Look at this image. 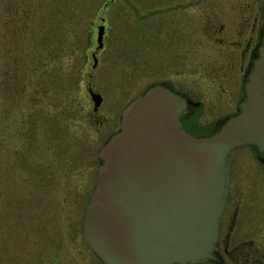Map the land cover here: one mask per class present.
<instances>
[{
  "label": "rangeland",
  "instance_id": "rangeland-1",
  "mask_svg": "<svg viewBox=\"0 0 264 264\" xmlns=\"http://www.w3.org/2000/svg\"><path fill=\"white\" fill-rule=\"evenodd\" d=\"M174 7L165 0H0V264H102L81 231L99 152L149 86L165 82L199 102L198 131L220 116L201 81L214 75L192 67L188 55L177 72L173 54L158 50L155 38L172 31ZM193 10L183 14L186 36ZM154 11L160 14L149 17ZM12 77L23 85L18 104ZM235 77L233 103L242 97ZM88 87L102 98L95 121Z\"/></svg>",
  "mask_w": 264,
  "mask_h": 264
},
{
  "label": "water",
  "instance_id": "water-1",
  "mask_svg": "<svg viewBox=\"0 0 264 264\" xmlns=\"http://www.w3.org/2000/svg\"><path fill=\"white\" fill-rule=\"evenodd\" d=\"M104 29L98 28L99 49ZM262 57L241 114L215 136L186 133L180 118L192 104L163 87L126 107L120 132L101 149L103 165L82 219L83 242L102 264H197L210 257L230 154L245 146L264 152ZM89 96L96 112L102 98Z\"/></svg>",
  "mask_w": 264,
  "mask_h": 264
},
{
  "label": "flooded vegetation",
  "instance_id": "flooded-vegetation-1",
  "mask_svg": "<svg viewBox=\"0 0 264 264\" xmlns=\"http://www.w3.org/2000/svg\"><path fill=\"white\" fill-rule=\"evenodd\" d=\"M165 1L175 4L172 11H176L178 15L172 17V31L165 33L162 38H155L159 42L158 50L173 54L172 61L178 65L177 72L185 71L188 55L194 57L192 67L203 68L208 76L214 75L211 80L201 81L207 83V86L204 85L205 95L212 97L216 113L220 116L210 126L198 131L192 127V115L196 109L202 108L199 102H193L190 97L175 91L165 82L152 84L146 92L150 88L163 87L182 96L192 104L181 115L183 130L193 138L215 136L229 120L241 114V106L247 100V88L255 76L257 64L263 61L264 0ZM188 7H193L194 10L191 12L192 19L187 24L189 32L186 36L183 14ZM134 13H137L135 8ZM158 14V11H154L148 15L153 17ZM105 36L106 29L103 45ZM95 68L93 66L94 70ZM237 73L240 78L238 90L242 91V97L233 103L231 93L237 89ZM87 92L96 94L90 87ZM93 113L95 121L98 119L97 112ZM121 122L122 116L118 130L108 136L102 148L120 132ZM100 152L98 170L103 165ZM228 168V194L219 219L217 241L210 257L197 264H264V152L256 146L238 148L230 154Z\"/></svg>",
  "mask_w": 264,
  "mask_h": 264
},
{
  "label": "trees",
  "instance_id": "trees-1",
  "mask_svg": "<svg viewBox=\"0 0 264 264\" xmlns=\"http://www.w3.org/2000/svg\"><path fill=\"white\" fill-rule=\"evenodd\" d=\"M27 21H26V19L24 18L21 22H18V25H17V27H19V30L21 31V28H23L24 29V25L25 24H27L26 23ZM13 82V83H12ZM21 81H18V82H14L13 81V77H12V81H10L9 80V82H8V84H10V83H12V84H10V89H11V91L14 93L15 92V94L17 95L16 96V98H14V102L13 103H15V104H18V102H19V99H22L23 98V96L22 95H20V93L18 92V89L20 88V86H23V85H21V83H20ZM8 84H6L5 86H7ZM3 90H4V86H3ZM3 97V96H2ZM4 101V100H3ZM52 263H54V261L51 259L50 260Z\"/></svg>",
  "mask_w": 264,
  "mask_h": 264
}]
</instances>
